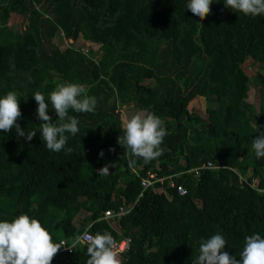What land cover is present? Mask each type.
<instances>
[{
	"label": "trees",
	"instance_id": "1",
	"mask_svg": "<svg viewBox=\"0 0 264 264\" xmlns=\"http://www.w3.org/2000/svg\"><path fill=\"white\" fill-rule=\"evenodd\" d=\"M187 2L0 0V97L14 91L16 123L36 132L27 141L15 128L0 131V221L26 214L54 243L70 244L84 230L108 231L117 243L129 240L118 253L122 264H193L200 240L217 232L226 240L222 251L238 259L246 236L264 238V158L252 150L264 133V15L212 0L199 20ZM11 14L23 20L21 31L7 24ZM77 38L98 45L97 58L91 49L56 44ZM60 82L86 86L97 103L92 113L69 110L80 130L65 133V149L54 152L39 132L32 96L39 91L47 100ZM251 85L256 107L246 101ZM196 97L205 101L203 117L187 110ZM121 106L164 121L160 157L133 158L129 167L117 143ZM47 114L55 122L50 104ZM147 172L162 182L143 188ZM122 204L129 206L123 217L101 219ZM86 248L58 253L51 264H86Z\"/></svg>",
	"mask_w": 264,
	"mask_h": 264
},
{
	"label": "clouds",
	"instance_id": "2",
	"mask_svg": "<svg viewBox=\"0 0 264 264\" xmlns=\"http://www.w3.org/2000/svg\"><path fill=\"white\" fill-rule=\"evenodd\" d=\"M212 3V0H188L186 9L194 17L203 20L210 14ZM224 4L225 7L244 15H264V0H225ZM32 97L38 105L37 118L43 121L39 132L47 149L54 152L65 149L68 139L65 133L75 136L80 130L79 120L69 115V110L76 113H92L97 103L95 97L87 94L86 86L74 82L57 83L48 93L47 100L39 91ZM18 100L14 91L0 97V131L8 132L15 128L16 135L31 141L36 132L21 130L16 123L21 116ZM49 104L57 117L55 122H52V118L47 114ZM256 127L258 132V126ZM121 131L123 134L117 138V143L127 150L129 167L135 165L133 158H140L148 163L165 151L161 145L168 132L164 121L153 112L142 109L127 115L121 124ZM252 150L256 158H264V133L252 140ZM71 151V148L67 149V152ZM99 173L109 174L108 167H103ZM82 240L81 236L74 237L71 247L75 248ZM59 241L54 243L49 231L37 219L26 214H20L10 222L0 221V264H51L54 256L64 252L61 249L62 246L65 248L66 243L64 240L61 243ZM225 245L226 240L219 232L207 239L202 238L199 242L198 257L193 264H264V238L258 233L245 237L238 259L222 251ZM71 249L67 247L68 251ZM117 249L118 244L110 232L89 235L86 248L89 258L86 264H122Z\"/></svg>",
	"mask_w": 264,
	"mask_h": 264
},
{
	"label": "rangeland",
	"instance_id": "3",
	"mask_svg": "<svg viewBox=\"0 0 264 264\" xmlns=\"http://www.w3.org/2000/svg\"><path fill=\"white\" fill-rule=\"evenodd\" d=\"M7 24L9 26H11L12 30L19 32L22 30L23 28V20L21 19V17L19 15H15V14H11L7 20ZM55 43V41H54ZM56 44L58 46H60L61 48L64 47L66 44L67 45H71L74 47H80L81 51H87L88 49H91L93 51H95V57L97 58V56L99 55L98 52V45L96 44H88L84 41H82L80 38H77L75 41H70V40H66L63 42H60L58 40H56ZM251 73L254 72V69L250 70ZM145 84L147 85H151L152 82L151 81H144ZM256 93L254 91V87L251 85L250 88L248 89V92L246 94V101H248L249 103H251L252 105H254V107L257 106V100H256ZM204 108H205V101L203 98L201 97H196L194 98L192 101L189 102V104L187 105V110L189 112H193L196 113L197 115H199L200 117L204 116ZM137 112L136 110H134L133 108H131L130 106H121L118 109V117L120 120V123L122 124L124 118L127 115H131L133 113ZM109 170V167H108ZM84 214L83 213H79L76 217V219L74 220V224H78L79 221L81 220V217H83Z\"/></svg>",
	"mask_w": 264,
	"mask_h": 264
},
{
	"label": "built area",
	"instance_id": "4",
	"mask_svg": "<svg viewBox=\"0 0 264 264\" xmlns=\"http://www.w3.org/2000/svg\"><path fill=\"white\" fill-rule=\"evenodd\" d=\"M207 166H210L209 163H207ZM194 172L196 173V169L194 170ZM163 180V177L161 178H157L155 176V173L153 172H147L146 173V179H142L141 180V186L143 188L145 187H153L155 183H161ZM168 186L170 188H175V191L178 195H184L185 193V190L184 188L181 186V185H175V183L172 181V180H169L168 182ZM161 190V187L159 188H156L154 187L153 188V191H160ZM129 211V206H125V205H120L116 211H111V210H106L103 212V216H102V219L105 220V221H109V220H112V219H118L120 217H123L127 212ZM78 236H81L83 237V240H82V243L81 244H87V237L89 236V233L87 232V230H84L82 233H80V235ZM63 240H60L59 243H61ZM64 242V241H63ZM128 242L129 240L124 238V239H121L117 244H118V253L121 254L123 253L127 247H128ZM65 248H63L62 246V251H67V252H70L67 250V247L68 248H72V243L70 245H64ZM60 250V251H61Z\"/></svg>",
	"mask_w": 264,
	"mask_h": 264
}]
</instances>
